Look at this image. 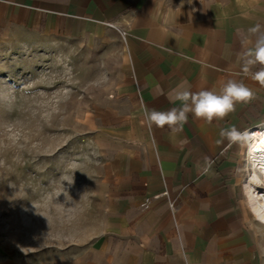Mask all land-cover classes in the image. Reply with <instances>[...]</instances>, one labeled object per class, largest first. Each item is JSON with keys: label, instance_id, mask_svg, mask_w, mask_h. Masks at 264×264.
<instances>
[{"label": "crops", "instance_id": "0c3cea01", "mask_svg": "<svg viewBox=\"0 0 264 264\" xmlns=\"http://www.w3.org/2000/svg\"><path fill=\"white\" fill-rule=\"evenodd\" d=\"M257 23L264 0H0V31L119 41L101 143L105 222L79 264H264V224L238 175L243 135H220L264 128V86L242 71ZM229 79L255 95L223 120L190 114L176 135L144 120L145 106L167 111L177 91L219 92Z\"/></svg>", "mask_w": 264, "mask_h": 264}, {"label": "rangeland", "instance_id": "374dc122", "mask_svg": "<svg viewBox=\"0 0 264 264\" xmlns=\"http://www.w3.org/2000/svg\"><path fill=\"white\" fill-rule=\"evenodd\" d=\"M120 56L108 36L0 31V264H79L102 230L103 122Z\"/></svg>", "mask_w": 264, "mask_h": 264}, {"label": "clouds", "instance_id": "9594fccd", "mask_svg": "<svg viewBox=\"0 0 264 264\" xmlns=\"http://www.w3.org/2000/svg\"><path fill=\"white\" fill-rule=\"evenodd\" d=\"M248 33L254 37V42L244 53L242 71L260 86H264V25L257 23L248 29ZM254 95V91L243 81L229 79L219 92L213 90L194 92L187 89L177 91L175 98L180 102L179 107L158 111L145 106L143 117L149 126L154 125L161 129L167 126L170 132L176 135L183 130L190 114L196 119L212 124L214 120H223L236 111L237 105L249 103ZM220 135L235 142L244 134L233 127L221 129Z\"/></svg>", "mask_w": 264, "mask_h": 264}, {"label": "bare ground", "instance_id": "6f19581e", "mask_svg": "<svg viewBox=\"0 0 264 264\" xmlns=\"http://www.w3.org/2000/svg\"><path fill=\"white\" fill-rule=\"evenodd\" d=\"M250 133L253 134L249 136ZM246 140L244 151L249 172L243 180V189L251 205L264 213V128L251 130Z\"/></svg>", "mask_w": 264, "mask_h": 264}, {"label": "built area", "instance_id": "2783aa9c", "mask_svg": "<svg viewBox=\"0 0 264 264\" xmlns=\"http://www.w3.org/2000/svg\"><path fill=\"white\" fill-rule=\"evenodd\" d=\"M263 127H260V128H257V129H262ZM252 130H254V129H252ZM251 130L250 129H248V130H245V131H243V139L245 140V141H247L246 140V138H247V136H248V132H250ZM253 133H250L249 134V136H251Z\"/></svg>", "mask_w": 264, "mask_h": 264}]
</instances>
